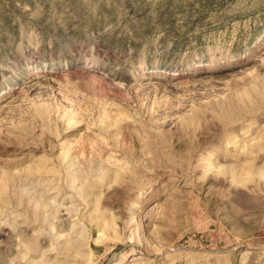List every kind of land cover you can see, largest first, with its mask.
<instances>
[{
	"label": "rangeland",
	"instance_id": "obj_1",
	"mask_svg": "<svg viewBox=\"0 0 264 264\" xmlns=\"http://www.w3.org/2000/svg\"><path fill=\"white\" fill-rule=\"evenodd\" d=\"M0 264H264V0H0Z\"/></svg>",
	"mask_w": 264,
	"mask_h": 264
}]
</instances>
